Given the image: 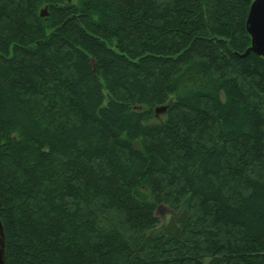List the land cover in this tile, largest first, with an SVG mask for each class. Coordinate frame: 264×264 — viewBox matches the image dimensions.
<instances>
[{"label":"trees","instance_id":"trees-1","mask_svg":"<svg viewBox=\"0 0 264 264\" xmlns=\"http://www.w3.org/2000/svg\"><path fill=\"white\" fill-rule=\"evenodd\" d=\"M253 1L0 0L5 264H264Z\"/></svg>","mask_w":264,"mask_h":264},{"label":"water","instance_id":"water-1","mask_svg":"<svg viewBox=\"0 0 264 264\" xmlns=\"http://www.w3.org/2000/svg\"><path fill=\"white\" fill-rule=\"evenodd\" d=\"M47 7H44L39 15L40 17L46 16ZM245 29L250 38V46L244 52L242 57L253 53L256 56L264 58V0H254L248 10L247 18L245 21ZM93 66V59H90ZM167 106H159L154 109L155 117L164 114ZM0 264H5V236L2 223L0 221Z\"/></svg>","mask_w":264,"mask_h":264},{"label":"rangeland","instance_id":"rangeland-1","mask_svg":"<svg viewBox=\"0 0 264 264\" xmlns=\"http://www.w3.org/2000/svg\"><path fill=\"white\" fill-rule=\"evenodd\" d=\"M79 0H69L70 3L72 4H77ZM43 9V7L41 8V10ZM47 13V12H46ZM92 59V58H91ZM93 63H94V60H93ZM94 68H95V65H94ZM164 114H161L158 116V118H161ZM168 214V210L163 207V206H160L157 208V210L155 211V216L158 218V220L162 223L165 216Z\"/></svg>","mask_w":264,"mask_h":264}]
</instances>
